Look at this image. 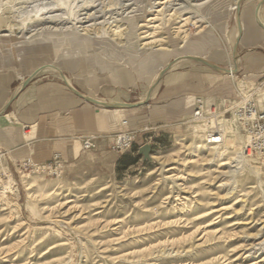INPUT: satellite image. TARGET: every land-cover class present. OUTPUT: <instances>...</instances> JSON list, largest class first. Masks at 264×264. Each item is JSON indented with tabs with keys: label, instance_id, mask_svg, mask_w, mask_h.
Listing matches in <instances>:
<instances>
[{
	"label": "rangeland",
	"instance_id": "obj_1",
	"mask_svg": "<svg viewBox=\"0 0 264 264\" xmlns=\"http://www.w3.org/2000/svg\"><path fill=\"white\" fill-rule=\"evenodd\" d=\"M235 1L0 0V113L14 96L29 103L8 124L46 137L23 115L73 94L64 76L94 99L130 89L134 102L155 91V102L235 100L237 82L264 69L251 72L245 59L264 56V43L243 41L259 0H244L239 11ZM194 51L199 59L185 56ZM234 51L236 81L212 67L228 69ZM240 135L208 148L187 117L152 152L154 162L121 177L93 157L59 177L31 172L14 156L18 148L0 144V264H264V160L236 159Z\"/></svg>",
	"mask_w": 264,
	"mask_h": 264
},
{
	"label": "crops",
	"instance_id": "obj_2",
	"mask_svg": "<svg viewBox=\"0 0 264 264\" xmlns=\"http://www.w3.org/2000/svg\"><path fill=\"white\" fill-rule=\"evenodd\" d=\"M262 10L264 11V0L260 4L259 2L256 3V6L252 8L251 14L254 20L250 18L246 27L244 26L243 41L246 47L259 46L264 43V32H262V29L264 31V14ZM241 22H245L244 15L242 18L240 16ZM237 33V40L239 37L241 38L240 48L242 49V32L240 36L239 28ZM200 54L194 51L191 56H185L194 60L195 57L200 58ZM233 57L234 60L230 62V66H234L236 68L235 73H238V57L235 51ZM179 58L181 57L176 58L175 62L169 65V68L176 66ZM245 59L251 72L261 71L264 62V56L261 53L248 54ZM239 60L242 62V54L239 56ZM45 68L55 69L51 65H43L39 70L44 71ZM220 72L230 77L228 71ZM159 76L156 79L161 77ZM64 78L68 89L73 94L62 99H52L43 106L33 104L23 115L22 121L25 124L31 129L41 128L46 137L38 135L31 137L26 131L23 132L21 128L18 129L16 124H8L13 115L19 114V108L24 105L28 106L29 103L21 102L19 98L14 96L10 103L7 102L13 111L6 114L8 107L5 112L0 113V144L18 148L17 151H14L15 157H22V159L32 157L37 162H47L55 152H62L67 167L77 166L87 158L93 157L101 169L110 170L117 177L141 173L151 162L145 161L140 155V148L149 143L153 146L152 152L158 147H163L169 141L167 139L171 137V133L179 131L183 120L190 117L196 97L195 95L186 99L164 97L155 102L154 100L159 96V93L157 94L155 91L156 94L153 93L149 100L134 102L136 97L133 96L130 89L128 91L111 89L109 91L102 90L101 93L104 96L94 99L69 86V80L65 76ZM160 97H163V93H160ZM104 103L110 106H103ZM117 104L124 106H115ZM40 110L42 111L41 114ZM41 118H45L46 125H42ZM123 120H128L130 127L139 131L138 140L132 151L126 153L113 152L108 149V140L102 139L98 141L99 149L97 151L83 152L82 138L116 134L123 128ZM156 157L153 155L154 159Z\"/></svg>",
	"mask_w": 264,
	"mask_h": 264
},
{
	"label": "built area",
	"instance_id": "obj_3",
	"mask_svg": "<svg viewBox=\"0 0 264 264\" xmlns=\"http://www.w3.org/2000/svg\"><path fill=\"white\" fill-rule=\"evenodd\" d=\"M249 77L254 81L249 79L244 89L238 88L235 100L224 98L214 102L210 98L196 96L190 122L195 125V130L201 132L204 145L210 148L224 145L225 126L239 129L245 137V152L264 160V69L258 75L250 74ZM122 127L113 135L82 138L83 152L97 151L98 141L102 139L108 140V149L113 152L132 151L139 131L132 129L128 120L122 121ZM22 166L31 172H45L59 177L66 164L63 153L55 152L47 162L27 157Z\"/></svg>",
	"mask_w": 264,
	"mask_h": 264
},
{
	"label": "bare ground",
	"instance_id": "obj_4",
	"mask_svg": "<svg viewBox=\"0 0 264 264\" xmlns=\"http://www.w3.org/2000/svg\"><path fill=\"white\" fill-rule=\"evenodd\" d=\"M244 0H236L234 3H233V5H232V8H231V10H238L239 8H240V5H241V2H243ZM262 2V0H259V4ZM263 11V10H262ZM263 14H264V11H263ZM42 16H43V14H42ZM52 19H54V18H52ZM52 19H50V20H52ZM37 20H42V18L40 17V18H38ZM238 22H239V24H240V15L238 16ZM49 21V20H48ZM239 29H240V36H241V27L239 26ZM239 39H240V37H239ZM238 39V40H239ZM237 40V41H238ZM197 59H199V58H197V57H195L194 58V60H197ZM212 67L213 68H215V69H217V70H220V71H228V73L230 74V77L234 80V81H236V79H237V73H235V71H236V68L234 67V66H230L229 68H228V70H223V69H220V68H218V67H216V66H213L212 65ZM164 72L166 73V70H164ZM162 73L163 75L165 74V73ZM162 74H160V76L162 75ZM159 76V77H160ZM65 79V78H64ZM69 83V82H68ZM245 84H246V81H244V80H241V81H238L237 82V85L240 87V88H242V89H244L245 88ZM252 85H253V83H252ZM104 104H107V103H104ZM224 122L225 121H223L222 122V124H224ZM196 128V127H195ZM225 140H224V144H226L227 143V141L229 140V137H228V135L229 134H231V133H233L234 134V137H240L241 135H240V131H239V129H236V128H234V127H228V126H225ZM208 148H210V147H208ZM212 149H217L216 147H213ZM250 155H248L246 152H245V147H243L242 148V150H241V152H238L237 153V156H236V159H238V160H245L247 157H249ZM245 158V159H244ZM230 163L229 162H226V163H224V165L225 166H228ZM11 181L12 180H10V183H11ZM5 182H7V181H5ZM14 182V181H13ZM6 184V183H5ZM10 185H12V184H10ZM12 187V186H11ZM4 188V187H3Z\"/></svg>",
	"mask_w": 264,
	"mask_h": 264
},
{
	"label": "water",
	"instance_id": "obj_5",
	"mask_svg": "<svg viewBox=\"0 0 264 264\" xmlns=\"http://www.w3.org/2000/svg\"><path fill=\"white\" fill-rule=\"evenodd\" d=\"M103 106L109 107L110 105L108 104H103ZM115 106H124L123 104H117ZM152 150H153V146L152 144H145L144 146H142L139 150L140 155L143 156L145 161H149V162H154L153 159V154H152Z\"/></svg>",
	"mask_w": 264,
	"mask_h": 264
}]
</instances>
